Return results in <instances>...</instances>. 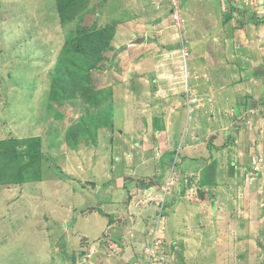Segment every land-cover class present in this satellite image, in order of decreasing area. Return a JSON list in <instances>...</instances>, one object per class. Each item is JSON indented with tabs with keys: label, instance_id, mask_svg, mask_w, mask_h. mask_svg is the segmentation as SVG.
<instances>
[{
	"label": "rangeland",
	"instance_id": "rangeland-1",
	"mask_svg": "<svg viewBox=\"0 0 264 264\" xmlns=\"http://www.w3.org/2000/svg\"><path fill=\"white\" fill-rule=\"evenodd\" d=\"M226 1L225 5L234 2L231 12L239 19L233 16L243 20L235 26L264 25V0H254L259 1L258 5L249 0ZM166 8L165 0H0V264L13 263L12 258L4 259L10 241H18L13 248L23 250L25 241H39L42 236L44 241L47 239L50 228L54 229L48 225L46 215L52 204L47 194L52 190L68 201L84 200L76 209L85 218L94 220V212L106 215L108 210L117 216L113 228L121 221L127 201L124 207L110 209L95 204L91 193L99 191L100 197L109 194V189L113 192L120 185L111 179L113 172L119 175L122 166L129 172L133 164L127 168L126 163L119 164L123 160V153H119L127 154L126 162L130 153L127 148L133 142L127 144L128 130L129 137L119 135L115 125L120 130L127 125L119 122L118 114L117 122L111 120V112L112 99L119 95L125 111H135V42L173 50L183 41L188 48L184 23L173 24ZM229 9L224 7L225 13ZM167 23L176 25L172 33L177 43L172 46L161 45ZM159 30L162 33H155ZM169 33L168 38H172ZM183 73L186 71L182 70V77ZM239 73L242 76L234 83V87L239 84V93L230 106L217 99L216 103L224 106L218 119L209 116L213 109L202 114L208 121L202 123V135L209 145L212 142L215 160L201 162L197 174H184L181 187L177 186L178 177H174L170 186L155 188L157 194L135 208V224L142 230L133 241L76 235V241L67 247L61 238V264L64 260L68 261L64 264H206L195 253L200 250L203 254L207 239L223 240L216 243L224 246L222 264H264V72L263 81L253 82L262 84V88L251 87L250 78ZM173 87H151L157 92L146 103L153 120L147 125L141 116V133L135 137V146L153 148L159 138L154 134L156 126L162 127L154 117H161L164 107L172 113L184 108L189 114L193 112L184 90L177 92ZM187 92L185 95L194 93L190 87ZM179 93L181 96H175L178 101H172L175 104L168 102L170 96ZM207 97L210 100L212 95ZM153 105L161 112L152 113ZM199 120L194 118L193 125ZM128 121L135 133L131 115ZM150 136L152 143L145 140ZM159 154L155 150L150 155L152 161L166 165V156ZM182 159L178 154L177 161ZM134 160H138L136 155L130 156V161ZM94 164L112 170V186H107L108 179L104 180L102 170H95ZM123 186L127 191L131 189L130 185ZM136 187L135 201L140 202L138 194L141 191L144 196L145 187L142 183ZM219 191L222 196L226 192L233 195L229 213L221 210L223 198ZM144 208H149V213H139ZM59 217V223L67 224L63 231L71 234L73 228L68 226L64 213ZM223 221L235 226L224 231ZM148 240H153L155 246L150 252H146L151 248ZM242 250L252 259L239 257ZM195 257L199 259L194 261Z\"/></svg>",
	"mask_w": 264,
	"mask_h": 264
},
{
	"label": "crops",
	"instance_id": "crops-1",
	"mask_svg": "<svg viewBox=\"0 0 264 264\" xmlns=\"http://www.w3.org/2000/svg\"><path fill=\"white\" fill-rule=\"evenodd\" d=\"M181 1V24L183 22L187 29L186 44H188L189 48L187 69L189 74L188 83L190 85L187 84V88L190 87L194 91V93L191 94L194 98L193 104H190V107H194L193 112L189 114L186 112L187 109L184 108L172 113L164 107L163 115H165L154 117V120L157 119L161 122L162 127L156 126L157 128L154 134L159 135V138L156 140L155 145L152 144L153 148L150 149V147H148V150H144L142 149L144 147H141L139 144L135 146V137L141 133V127L138 125V122H140V125L142 124L141 116L144 115L145 117V119H143L144 124L148 125L149 122L153 120V114L147 109L146 103L149 101V98L155 96V92H157V90L151 89V87L162 85L167 88L174 86L177 92L178 90H183L182 84L176 86L173 85L171 81V76L177 71L175 67L178 61H176L175 58L178 55V48L168 50L166 47H160L153 43L152 45H148V43L135 42V93L133 94L136 100L135 111H125L121 95L113 97L112 99L114 106H112L111 120L118 114L120 116L119 122H124L123 125H127V127H124V130H120L119 125L116 124V130L119 132V135L121 134L129 137L125 131L128 130L130 137L128 138L127 144L133 142L127 148V151L129 150L128 152L130 153L128 155L129 159L126 160V162L125 158L127 154L125 152L119 153V155L125 153L120 156L123 160H120L119 164L126 163L125 168L131 163L133 164L128 170L129 172H125L123 166L118 168V172H121L119 175H115L113 172L114 177H111V179L115 178L116 182L120 183L119 186L113 189V192L109 189V194H101L102 196L99 197L97 196L98 191L91 193L93 196L91 194L90 196L95 200V204H102L110 209L111 207H120L119 205L124 207V203L127 201V207H125L126 210L122 212L123 216L121 217V221L113 228V220L117 218V216H114L115 212L108 210L106 211V215L104 211L102 214L94 212V220L91 219L93 217L85 218L80 214V209H76L80 207V204L83 203L84 200L72 198L68 201V198H62L56 191L52 190V186V192L47 194V201L52 204L46 209V215L49 216L48 225L54 228L52 229L49 227L50 231L56 234H51V232L47 233L48 236L45 241L42 238L43 236L40 237L39 241H34L32 239L25 241L26 246L22 247L23 250L13 248L18 241H10L4 251V259L6 261L12 258V264H61L63 260H60L58 249L59 243L61 244V238L63 240V246L68 247L73 241H76L77 236L80 235L85 238L90 237V239L96 237L100 238V236L105 237L104 239H108V236H110L114 238V240L117 239V241L120 240V237L123 238V241H133L135 239V234L138 233L139 235V232L142 230L140 226L135 224V208L139 207L147 199L153 198V196L157 194L155 188L159 189L166 180L167 187L170 186V182L174 177H178L177 186L181 187L179 183L186 177L184 174H197L199 171L198 169L202 167L200 164L201 162L208 164L209 161L215 160L216 154L212 152V142L209 145V142H206L202 135L204 132V125L202 123H208L202 114L207 113L209 109H213L209 116L217 120L219 111L224 107L216 103L217 99L222 102L227 101L228 104L226 105L230 106L232 98L239 93V89L236 90L239 84L234 87V83L238 82L242 76H240L239 72H243L244 77L250 78L251 87H263L262 84L257 86L254 85L253 82L255 81L257 83L263 78L261 73L264 72V25L256 26L253 23H244L240 26L243 20L237 21L235 17L238 19L239 17L233 14L234 11L233 13L231 12V8L234 9V6L231 7L234 2L227 3L226 6V0ZM224 7H229L230 9L225 13ZM238 22L241 23L235 26ZM165 29L167 33H172L174 31L171 26L164 28L165 34L163 33V36H166L161 45H168V43H171L170 46H172L173 43H177V39L173 37L174 33H169L172 38H168L169 36L165 32ZM155 33H162V31L159 30ZM139 35L142 36V32H140ZM200 44L204 47L197 48ZM171 60L172 62H170ZM169 93L171 94L172 92ZM179 95L180 93L173 95L174 97L170 96L168 102L172 105L175 104L174 102L179 99V97L175 98V96ZM210 95H212L210 99L212 101L208 100L207 96ZM140 97L142 99H140ZM206 105L210 107L206 108ZM157 108L158 107H154L153 105L152 113H160L161 109L158 112ZM130 115L133 117V122L135 123V133L129 128L130 124L128 119ZM147 117H149V120H147ZM194 118H196L197 121L200 119L198 123L200 125H193L192 120ZM117 121L118 118H115V122ZM145 140L148 143H152L154 139L150 136ZM172 145H174L175 149H172ZM123 150L124 149L121 151ZM155 150L160 151L162 156H166V158H164V160L168 162L166 165L159 166L158 163L156 164L155 161H152L150 155L155 152ZM174 150L176 154L172 152ZM178 154L179 157L183 158L182 160L177 161ZM135 155L138 160L136 162L135 160L130 161V156L135 157ZM119 159H117V161ZM179 162L181 163L180 167H177L176 165L179 164ZM102 165L103 164H100L95 167L94 164V169L102 170L105 175L104 180L108 179L106 180V182H108L107 186H112L111 183H109V174L112 170H107L108 167L102 168ZM194 168L197 169L194 170ZM123 169L124 172H122ZM123 173H127L128 176L123 175ZM98 176L99 175H97V177ZM92 180H89V182H93ZM215 181L218 182L217 179ZM95 183L99 186V182L95 181ZM141 183L145 187V195L143 196L140 191L138 194L140 202H138L137 200L135 201V194L137 195L135 189H137L136 186ZM124 184L130 185L131 189L128 188L127 191L123 186ZM77 186L81 188L79 183ZM45 188H49V186ZM219 193V196L223 198L220 205L222 207L221 210L225 213H229L233 205V202H231L234 200L233 195L226 192V195L222 196L220 191ZM233 194L235 193L233 192ZM40 203H43V200H41ZM62 213H64V219L67 220L68 226L73 228L71 234H69L70 232L67 233L63 231L67 227V224L58 222L60 219L59 216ZM139 213L147 214L149 213V208H144ZM220 213L221 211L219 214ZM69 219L72 221L69 222ZM125 220H127L128 223H125ZM223 223L224 231L235 226V224H231L230 221H223ZM223 223L220 224L221 227H223ZM210 241H212V243H210ZM219 241L222 242L223 240L216 241L214 239H207V246L202 248L204 249L203 254L200 250L196 251L195 254L197 257H201V262L207 261L206 264H222L221 260L225 258V250L221 242L218 246L216 245ZM44 242H46V245ZM8 249H11V254L8 253ZM30 249H33L31 254H29ZM66 251L68 252L69 249L67 248ZM246 254L247 253L244 254L242 250L239 253V257H243V260H251L252 256H246ZM65 256H68V254ZM197 257L193 260H198L199 258ZM64 262L68 263L66 260H64Z\"/></svg>",
	"mask_w": 264,
	"mask_h": 264
},
{
	"label": "clouds",
	"instance_id": "clouds-1",
	"mask_svg": "<svg viewBox=\"0 0 264 264\" xmlns=\"http://www.w3.org/2000/svg\"><path fill=\"white\" fill-rule=\"evenodd\" d=\"M166 1V0H165ZM180 7H181V10H182V1L180 0ZM166 11H167V13H168V17H169V20L173 23V21L170 19V15H169V11H168V8H166ZM181 12V11H180ZM180 17H181V15H180ZM181 21L182 20H180V24H181ZM174 24V23H173ZM175 26L176 25H171V27L173 28H175ZM185 42H183V41H180L179 42V44H178V55L176 56V58H175V60L176 61H178L177 63H176V67H175V70H177L176 72H175V74L174 75H172L171 76V81L173 82V85H175L176 83L177 84H182V89L184 90V93L186 94V93H188L187 92V82H188V80H187V78H188V76L186 75V77H182V71H181V69H180V64H181V59H180V56H181V49H182V46L184 45V47L186 48V51H187V53H188V55H187V59H186V67H185V70L184 71H186V74H187V62H188V58H189V50H188V48L186 47V45L184 44ZM180 46V47H179ZM182 78V79H181ZM185 88V89H184ZM183 92H182V94H184ZM184 94V97H188V104H193V96L190 94V95H185ZM188 178V180L189 179H191V177L189 178V177H187ZM187 180V179H186ZM165 187H167V180L160 186V188L161 189H163V188H165ZM149 245H151L150 247L151 248H148L147 250H146V252H150V250L151 249H153L155 246H152V244H153V240H148V242H147Z\"/></svg>",
	"mask_w": 264,
	"mask_h": 264
},
{
	"label": "built area",
	"instance_id": "built-area-1",
	"mask_svg": "<svg viewBox=\"0 0 264 264\" xmlns=\"http://www.w3.org/2000/svg\"><path fill=\"white\" fill-rule=\"evenodd\" d=\"M167 2V8L169 11V15H170V19L173 21L174 24L176 25H180V20H181V7H180V0H166ZM250 3L258 5L259 1H254V0H249ZM187 51L186 48L184 47V45L182 46L181 49V64H180V69L181 71L185 70L186 67V59H187ZM186 73H183V77H186Z\"/></svg>",
	"mask_w": 264,
	"mask_h": 264
}]
</instances>
